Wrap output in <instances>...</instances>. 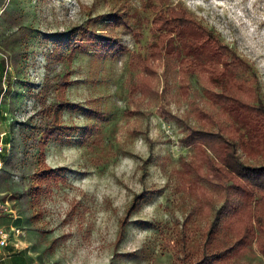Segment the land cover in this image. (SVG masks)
<instances>
[{
    "label": "rangeland",
    "instance_id": "1",
    "mask_svg": "<svg viewBox=\"0 0 264 264\" xmlns=\"http://www.w3.org/2000/svg\"><path fill=\"white\" fill-rule=\"evenodd\" d=\"M145 1L0 0V52L10 67L7 109L13 120L2 169L8 174V199L17 217L6 226L8 232L11 227L23 228L25 237L22 233L19 237L32 245L30 250L38 252L44 264H180L181 224L197 197L203 198L199 185L191 186L185 168L196 153L182 146L184 126L164 110L197 125L191 105L205 101L195 80L192 94L184 97L179 70H165L166 63H160L153 80L163 96L142 90L144 74L132 65L131 55L146 54L151 40ZM150 2L154 7L164 2L182 5L219 34L252 67L249 77L257 75L264 98V0ZM114 13L129 19L141 39L123 25L100 20L122 50H99L89 44L71 65L50 59L58 35L90 16ZM66 74L73 84L65 97L78 107L65 112L63 121L85 131L77 128L64 143L40 148L33 137L42 109L37 95L49 80ZM42 159L61 169L66 181L35 202L27 190ZM143 191H149L146 200L118 242L126 210L134 195ZM208 207L203 204L195 216L201 227ZM229 264H264L258 240Z\"/></svg>",
    "mask_w": 264,
    "mask_h": 264
},
{
    "label": "trees",
    "instance_id": "2",
    "mask_svg": "<svg viewBox=\"0 0 264 264\" xmlns=\"http://www.w3.org/2000/svg\"><path fill=\"white\" fill-rule=\"evenodd\" d=\"M150 3L145 1V8L151 14L147 53L131 55L132 65L144 74L142 90H153L154 95L163 96L164 93L160 95L154 89L153 80L158 78L160 63H166L165 70L173 73L179 70L184 97L192 94L195 80L203 90L205 101V105L194 101L191 105L197 125L164 110L184 126L182 146L196 153L185 168L191 176V186L199 185L203 198L197 197L194 208L181 224L178 260L180 264H229L256 240L264 256V98L257 75L253 73L251 79L249 73L253 70L249 63L182 5L164 2L161 7H154ZM100 20L123 25L137 40L141 39L130 20L119 13L90 16L56 37L50 59L71 65L89 44L99 50H122L121 43L102 27ZM166 73L163 72L167 80ZM72 84L70 74L58 75L38 93L42 109L33 137L40 148L54 142L64 143L78 128L68 127L63 121L65 112L78 107L65 97ZM52 90L56 95L52 96ZM6 91L11 94L10 83ZM248 156L254 157L255 163ZM61 171L42 159L31 177L28 197L37 202L65 182ZM148 192L134 195L121 221L118 242L124 239L132 216ZM205 203L209 206L208 214L201 227L195 216Z\"/></svg>",
    "mask_w": 264,
    "mask_h": 264
},
{
    "label": "crops",
    "instance_id": "3",
    "mask_svg": "<svg viewBox=\"0 0 264 264\" xmlns=\"http://www.w3.org/2000/svg\"><path fill=\"white\" fill-rule=\"evenodd\" d=\"M4 54L0 52V147H3V153H0V230L7 234L6 246L0 245V264H44L41 261V257L35 250H30L32 245H26L22 241V236L25 232L21 227H11L8 229L11 223V219L16 220L13 214V210L9 201V195L7 191L8 174L6 169H2L3 161L7 148L9 146V140L13 132V120L9 115V95L7 94V80L9 77L10 67L6 65ZM7 197V198H6ZM9 198V199H8ZM14 231L18 235L15 236ZM22 239V240H21Z\"/></svg>",
    "mask_w": 264,
    "mask_h": 264
},
{
    "label": "built area",
    "instance_id": "4",
    "mask_svg": "<svg viewBox=\"0 0 264 264\" xmlns=\"http://www.w3.org/2000/svg\"><path fill=\"white\" fill-rule=\"evenodd\" d=\"M0 153H3V147H0ZM6 240H7V234L4 231L0 230V245L2 247L6 246Z\"/></svg>",
    "mask_w": 264,
    "mask_h": 264
}]
</instances>
